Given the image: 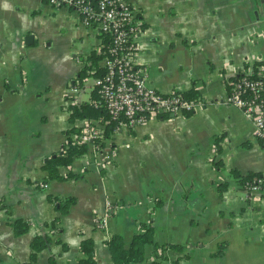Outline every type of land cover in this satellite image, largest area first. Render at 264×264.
<instances>
[{"label": "crops", "instance_id": "obj_1", "mask_svg": "<svg viewBox=\"0 0 264 264\" xmlns=\"http://www.w3.org/2000/svg\"><path fill=\"white\" fill-rule=\"evenodd\" d=\"M130 2L143 29L135 62L148 83L161 93L195 88L204 103L109 135L108 157L93 158L87 145L58 167L77 177L56 179L45 160L86 120H68L65 91L101 37L69 8L0 0V264L27 262L36 235L49 242L30 264H79L84 239L95 264H112L106 241L119 235L127 248L147 222L155 243L182 246L165 250L162 264H264V193L234 175L264 177V147L249 117L225 101L230 82L264 60V0ZM66 197L74 202L61 214L55 203ZM154 252L147 244L142 263Z\"/></svg>", "mask_w": 264, "mask_h": 264}, {"label": "built area", "instance_id": "obj_2", "mask_svg": "<svg viewBox=\"0 0 264 264\" xmlns=\"http://www.w3.org/2000/svg\"><path fill=\"white\" fill-rule=\"evenodd\" d=\"M54 7L71 9L81 24L101 37L96 52L101 54V73L91 85L73 83L65 95L77 103V94L96 89L110 120L86 119L78 132L69 134L75 143L87 144L93 158L108 157L104 146L105 130L110 135L122 129H132L151 118L192 112L198 104L186 99L184 93H161L148 83L147 74L135 62L136 38L143 32L136 8L130 0H45ZM225 101L240 108L254 125L264 147V62L250 72L236 76L229 84ZM110 122L108 126L107 123ZM113 123V126L111 125ZM68 137V136H66ZM110 151V150H109ZM88 153V154H89ZM264 193L263 178L256 177L245 188ZM110 209V206H108ZM99 225L105 226L106 220Z\"/></svg>", "mask_w": 264, "mask_h": 264}, {"label": "trees", "instance_id": "obj_3", "mask_svg": "<svg viewBox=\"0 0 264 264\" xmlns=\"http://www.w3.org/2000/svg\"><path fill=\"white\" fill-rule=\"evenodd\" d=\"M101 58V54L96 52V49L90 50L85 60V64L80 70L77 72V75L74 78V83L78 85H82L87 78H94L97 74H100V68L98 67V61ZM264 62L261 60L256 62L255 64H260ZM184 96L186 99H189L196 103H204L201 96H199L198 91L195 88H191L184 92ZM68 114V120L73 122L75 119H96V120H110L104 106L101 105L100 96L97 94L96 89L93 88L90 91L89 100L79 102V103H69L66 107ZM187 114V113H186ZM189 114V113H188ZM110 125V122L107 123ZM113 126V123H111ZM79 128L72 126L69 130H67L65 143L63 144L61 150L48 157L44 164L43 169L48 172V176L50 178L56 179H67V178H76L77 175L72 173H67L61 176L58 172L59 166H69L73 160L84 155L87 150V144H79L73 142L69 134L72 132H78ZM110 135V130L107 128L105 130V138H108ZM104 146V143L100 144V148ZM214 166L219 169L221 165L218 161H214ZM234 175L239 178L238 182L246 188L248 184H250L254 178L264 177L257 172H249L243 175H239L238 173H234ZM226 187L225 183H221L218 185V191H222ZM49 199L52 200V197L49 196ZM74 202L73 197H66L64 200H56V207L59 209L60 213L63 214L67 211L69 206ZM56 220V218H55ZM141 232L134 234L131 238V242L127 248L124 246V242L121 236L112 235L107 241L106 244L110 251L112 264H143L144 257V247L147 244H153L155 252L154 258L149 264H162V261L166 259L164 254L165 250L168 248H177L180 249L182 246L179 244L172 243H160L157 244L153 240V227L151 222L141 223L140 225ZM27 228L25 222L16 220L14 221V232L15 234L23 233ZM49 242V238L44 235H36L32 241L30 242V256L27 262L24 264H30L36 256V253L43 249ZM80 251L84 253L83 258L79 259V264H95L96 260L93 254L92 242L90 239H84L80 242Z\"/></svg>", "mask_w": 264, "mask_h": 264}, {"label": "rangeland", "instance_id": "obj_4", "mask_svg": "<svg viewBox=\"0 0 264 264\" xmlns=\"http://www.w3.org/2000/svg\"><path fill=\"white\" fill-rule=\"evenodd\" d=\"M46 41L47 42H49V41H51V38L50 37H46ZM85 82H86V84H88V85H90V84H92V78H88V80L86 81L85 80ZM89 96V89L85 92V93H83L82 95H81V97H82V99L84 100V101H87V100H89L88 97Z\"/></svg>", "mask_w": 264, "mask_h": 264}, {"label": "water", "instance_id": "obj_5", "mask_svg": "<svg viewBox=\"0 0 264 264\" xmlns=\"http://www.w3.org/2000/svg\"><path fill=\"white\" fill-rule=\"evenodd\" d=\"M263 1V0H262ZM33 41V35L32 34H27L25 37H24V43L25 45H29L31 44Z\"/></svg>", "mask_w": 264, "mask_h": 264}]
</instances>
